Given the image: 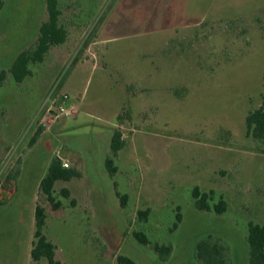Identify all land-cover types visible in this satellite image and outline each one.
Here are the masks:
<instances>
[{
  "label": "rangeland",
  "instance_id": "obj_1",
  "mask_svg": "<svg viewBox=\"0 0 264 264\" xmlns=\"http://www.w3.org/2000/svg\"><path fill=\"white\" fill-rule=\"evenodd\" d=\"M3 1L0 264H49L31 256L39 205L62 264H200L196 246L209 236L232 264H251L264 143L246 120L264 106V0H58L67 41L22 83L10 69L37 48L47 0ZM117 132L124 147L113 157ZM53 158L82 173L55 185L58 210L40 190ZM197 188L211 211L196 208ZM156 244L172 247L167 261Z\"/></svg>",
  "mask_w": 264,
  "mask_h": 264
},
{
  "label": "trees",
  "instance_id": "obj_2",
  "mask_svg": "<svg viewBox=\"0 0 264 264\" xmlns=\"http://www.w3.org/2000/svg\"><path fill=\"white\" fill-rule=\"evenodd\" d=\"M4 7V1L0 0V12ZM47 9L49 19L42 24L40 28V36L38 39L37 48L33 51L22 52L12 65L10 74L17 83H22L28 76L32 74L30 69L31 64L41 63L44 61L45 55L48 53L52 46H58L66 43L68 38L67 30L60 26V15L58 0H47ZM7 74L5 71L0 73V85L5 80ZM248 135L254 139L264 143V106L249 114L246 120ZM38 140L37 135L32 140V145ZM124 142L121 141V135L117 132L112 139L111 152L113 157H117L118 153L123 149ZM106 168L111 176L117 174V167L115 160L112 157H108L106 160ZM82 173L76 168H65L58 158H53L50 162L48 171L45 177L40 183V190L46 195L48 202L55 210L61 208V202L56 201L54 196L55 185L59 181L69 182L73 179H81ZM65 197L70 196L68 189L63 190ZM117 195L121 199L123 207L127 205V196ZM197 188L194 191V197L196 199V208L199 211H211L209 194H202ZM215 210L218 214H223L226 211V203L221 201L219 205H216ZM148 217L147 212H139L138 218L140 220H146ZM47 214L46 210L42 206H37L35 213L36 220V243L31 251L32 259L35 262H39L46 259L49 264H62L56 260V246L47 238L44 234V228L46 226ZM180 219V217H179ZM180 222V220L178 221ZM178 227L176 223L175 228ZM135 238L138 242L144 246H147L148 241L143 233H135ZM248 243L250 247V263L251 264H264V226L250 224ZM155 252L159 255L160 260L167 261L172 253V247L159 246L154 247ZM195 257L200 264H232L228 258V248L218 240H214L212 236H209L201 240L195 250ZM119 264H136L133 260L127 257H119Z\"/></svg>",
  "mask_w": 264,
  "mask_h": 264
},
{
  "label": "built area",
  "instance_id": "obj_3",
  "mask_svg": "<svg viewBox=\"0 0 264 264\" xmlns=\"http://www.w3.org/2000/svg\"><path fill=\"white\" fill-rule=\"evenodd\" d=\"M72 113H74V111H71V114ZM70 113H68V115H69ZM61 159V158H60ZM62 160V162H63V166L65 167V168H69V165L63 160V159H61Z\"/></svg>",
  "mask_w": 264,
  "mask_h": 264
}]
</instances>
